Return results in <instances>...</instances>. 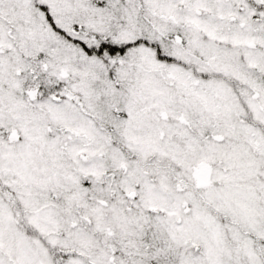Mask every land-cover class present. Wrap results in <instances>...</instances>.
I'll return each mask as SVG.
<instances>
[{"label":"snow or ice","instance_id":"1","mask_svg":"<svg viewBox=\"0 0 264 264\" xmlns=\"http://www.w3.org/2000/svg\"><path fill=\"white\" fill-rule=\"evenodd\" d=\"M0 264H264V0H0Z\"/></svg>","mask_w":264,"mask_h":264}]
</instances>
